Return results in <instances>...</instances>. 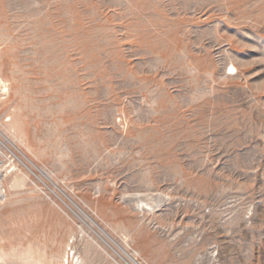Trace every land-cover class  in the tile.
Returning a JSON list of instances; mask_svg holds the SVG:
<instances>
[{
    "label": "rangeland",
    "instance_id": "374dc122",
    "mask_svg": "<svg viewBox=\"0 0 264 264\" xmlns=\"http://www.w3.org/2000/svg\"><path fill=\"white\" fill-rule=\"evenodd\" d=\"M0 264H264V0H0Z\"/></svg>",
    "mask_w": 264,
    "mask_h": 264
},
{
    "label": "bare ground",
    "instance_id": "6f19581e",
    "mask_svg": "<svg viewBox=\"0 0 264 264\" xmlns=\"http://www.w3.org/2000/svg\"><path fill=\"white\" fill-rule=\"evenodd\" d=\"M233 69H235V67L232 66Z\"/></svg>",
    "mask_w": 264,
    "mask_h": 264
}]
</instances>
